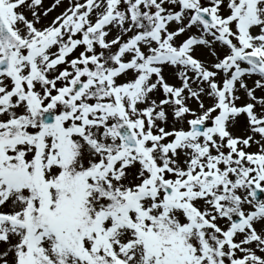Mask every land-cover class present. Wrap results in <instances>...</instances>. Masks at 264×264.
<instances>
[{
	"label": "snow or ice",
	"instance_id": "1",
	"mask_svg": "<svg viewBox=\"0 0 264 264\" xmlns=\"http://www.w3.org/2000/svg\"><path fill=\"white\" fill-rule=\"evenodd\" d=\"M0 264H264V0H0Z\"/></svg>",
	"mask_w": 264,
	"mask_h": 264
}]
</instances>
